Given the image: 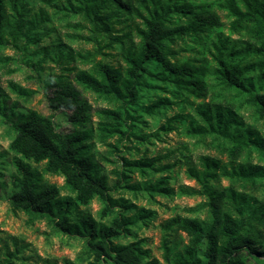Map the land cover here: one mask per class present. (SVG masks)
I'll use <instances>...</instances> for the list:
<instances>
[{
  "label": "trees",
  "instance_id": "obj_1",
  "mask_svg": "<svg viewBox=\"0 0 264 264\" xmlns=\"http://www.w3.org/2000/svg\"><path fill=\"white\" fill-rule=\"evenodd\" d=\"M50 1L63 16L79 17L89 24L90 35L83 38L94 47L91 51H74L60 43L50 49L38 47L46 12L39 8L31 14L23 0H0V61L7 59L2 52L8 45L22 40L59 65L60 74H48L44 79L47 106L51 111L69 112L67 120L72 126L70 133L62 134L50 117L33 110L16 111L15 106L6 108L0 91V116L13 134L7 146L15 177V188L7 197L9 209L21 212L29 223L44 221L56 232L81 240V264H161L144 248L143 240L117 242L131 236L133 227H146L156 213L123 197L114 198L113 193L126 189L142 191L148 198L168 197L173 191L167 177L130 183L129 174L143 178L147 171L168 172L173 165L155 167V160L147 157H119L120 169L113 172L116 179L110 183L94 160L90 140L93 116L101 141L125 137V120L134 119L129 109L138 104L140 92L163 88L175 98L199 101L192 103L193 117H189L185 133L201 142L208 140L226 158L200 155L196 163L185 158L184 174L198 188L184 187L180 192L204 198L208 219L177 215L163 221L164 263L264 264V200L249 193L258 191L264 182V130L245 123L241 115L249 110L254 124L264 121V93L260 92L264 86V0H220L216 4L42 0ZM218 11L224 13L226 23ZM212 32L207 56L175 58L171 46L177 41L201 39ZM103 50H115L120 63L96 60L106 54ZM252 57L255 59L246 60ZM77 62L89 67L72 66ZM252 70L256 73L249 75ZM7 88L21 98L33 94L12 82ZM78 88L109 107L93 112ZM170 104L159 98L142 110L152 114ZM183 120V114H176L160 129L169 132L171 124ZM252 154L262 164L253 163ZM44 175L61 177L63 183L60 187L51 184ZM222 179L228 182L226 187L220 186ZM92 201L99 204L97 218L89 212ZM178 233L187 239L180 249L168 240ZM5 255L13 256L7 250ZM0 264L11 263L6 258Z\"/></svg>",
  "mask_w": 264,
  "mask_h": 264
},
{
  "label": "rangeland",
  "instance_id": "obj_2",
  "mask_svg": "<svg viewBox=\"0 0 264 264\" xmlns=\"http://www.w3.org/2000/svg\"><path fill=\"white\" fill-rule=\"evenodd\" d=\"M191 3H211L216 4L220 0H188ZM26 9L30 13H36L42 8L47 18L41 27V40L38 47L52 48L56 43L68 46L74 51L88 50L94 47L93 43L87 42L83 37L90 35V26L79 17L63 16L58 10L42 0H23ZM222 21L226 23L224 13L218 11ZM116 29H120L116 25ZM224 35H228L226 28L220 29ZM215 32L208 37L202 36L201 39L184 38L177 41L171 48L176 52L175 58L179 61L186 59H196L203 55L207 56L206 50L209 42L213 39ZM118 34V33H115ZM237 38L236 36H231ZM33 45H25L22 40L17 41L15 45H8L2 52L7 58L0 61V91L3 95L6 108L15 106L16 111L33 110L40 115L50 117L55 128L62 134L72 131L67 117L69 112L61 109L51 111L47 106L48 91L44 89V79L48 74H60L59 65L52 63L48 57H43L39 53V48ZM104 56L96 57V60H103L106 63L117 65L119 58L115 55V50L106 51ZM255 59L247 58L246 60ZM79 69H87L89 66L80 62L73 63ZM256 71H250L249 75H254ZM12 82L33 94L29 97H17L9 91L7 83ZM149 85L161 84L154 81H147ZM167 91L169 87L165 86ZM95 112L99 109L108 108V104L91 93L80 90ZM163 89V88H162ZM161 88H144L140 92L138 104L131 106L129 115L134 119H126L125 125L128 127L127 135L118 139L117 137L108 138L101 141L98 132L95 129L96 117L93 116V137L90 140L94 160L98 163L102 173H104L109 182L115 181L114 171L120 169L119 157L129 160L147 157L155 160V167L159 165H173L168 172L147 171L145 177L140 178L137 174H129L130 183L142 181H155L161 176L168 179V187L172 189V194L168 197L154 195L152 198L142 192H132L126 189H117L113 193L114 198L123 197L133 202L137 207L152 210L156 213L155 219L146 227L135 226L131 229V236L118 240V243L126 244L135 239L143 240L144 248L149 250L152 257L158 259L161 264H165L162 259L161 239L164 231L161 228L163 221L174 217L182 216L189 218H198L202 221L208 219V212L205 206L204 198L197 195H185L180 192L181 188H198L193 181L186 178L184 174L185 158L196 163L200 155H210L225 161V156L219 155L213 150L208 140L201 142L194 137L188 136L185 131L189 117H193L192 98L173 97L170 93ZM264 93V86L260 90ZM159 98H166L171 104L165 108H160L152 114H147L142 110ZM183 101V102H182ZM192 104V105H191ZM176 114H183L185 120L179 123H173L172 130L165 132L160 126L166 122V119ZM241 115L245 123L254 125L260 132L264 130V121L260 120L253 123L249 110L242 111ZM12 132L4 123L0 116V263L8 259L11 264H64L65 261L72 264H81L83 258V242L79 239L68 238L53 230L44 221H34L29 223L21 212H12L7 203L8 195L14 190V170L11 165L12 154L7 146L12 139ZM253 163L262 164L256 154L251 155ZM47 182L61 186L63 181L61 177L44 175ZM228 182L224 179L220 181L221 187H226ZM249 192V191H248ZM62 194L65 191H61ZM257 200H264V182L263 186L256 192H249ZM99 209V204L92 201L89 206V212L95 217ZM177 244L180 249L186 244L187 239L184 234L178 233L174 238H168ZM12 254V257H6L5 251ZM248 264H257L249 262Z\"/></svg>",
  "mask_w": 264,
  "mask_h": 264
}]
</instances>
